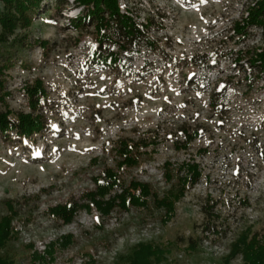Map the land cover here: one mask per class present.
Masks as SVG:
<instances>
[{"label": "rangeland", "instance_id": "rangeland-1", "mask_svg": "<svg viewBox=\"0 0 264 264\" xmlns=\"http://www.w3.org/2000/svg\"><path fill=\"white\" fill-rule=\"evenodd\" d=\"M43 1L33 24L7 41L0 25L1 65L14 54L2 76L8 95L0 111L11 110L13 118L32 111L27 82L40 79L47 91L34 111L45 120L43 133L0 134V220L10 213L9 201L18 212L12 223L18 234L0 254L34 264L32 251L70 233L74 243L58 248L49 264H126L139 243L171 248L151 264H244L242 253L225 261L232 244L247 228L264 236V72L250 73L246 52L263 46L264 33L253 27L238 40L232 28L250 0H121L123 11L151 21L155 47L144 46L131 63L126 51L105 42L119 61L100 67L92 66L99 50L94 28L75 29L70 21L81 9L54 12L55 0ZM208 57L211 70L202 67ZM124 137L140 145L133 167L118 166L113 143ZM187 161L200 165L202 177L166 221L154 196L147 206L107 215L82 207L71 223L49 213L56 204L83 203L111 168L125 187L149 183L162 197L178 189ZM191 238L196 249H188Z\"/></svg>", "mask_w": 264, "mask_h": 264}, {"label": "trees", "instance_id": "trees-1", "mask_svg": "<svg viewBox=\"0 0 264 264\" xmlns=\"http://www.w3.org/2000/svg\"><path fill=\"white\" fill-rule=\"evenodd\" d=\"M4 4L3 11L0 12V25L2 29L1 40L7 41L11 35H14L19 27L27 28L34 21V15L44 7L43 0H1ZM76 6L81 9L80 13L71 18V24L75 29L84 27H93L97 40V55L93 56L95 67H100L104 63L118 62L119 58L116 53L105 47V42H111L117 45V49L128 53L131 63L134 57L142 50L144 46L155 47V42L149 35L148 30L151 27V21L145 23L138 21L129 11H123L121 0H55L52 5L54 12ZM257 27L264 33V0H250L246 5V10L240 20L234 21L233 35L246 39L252 35L251 28ZM81 30V29H80ZM43 49L48 48V41H40ZM252 56L248 59L254 71L264 72V43L262 47L248 49ZM245 52V53H246ZM240 54H244L241 52ZM14 54L7 53L4 63L1 65V58L5 57V53L0 47V102L6 101L8 93L5 91V80L3 72L12 62L11 57ZM206 55H199L205 57ZM211 57L205 60L208 70L212 69ZM236 60H241L239 57ZM194 64H199L195 60ZM24 92L28 98V103L31 112L20 113L16 116H11V110L5 112L0 111V134L5 137L10 136L11 132H15L20 139H31L34 134L43 133L46 129V123L41 113H34L42 106V101L47 98V91L44 83L40 79H36L34 83H25ZM185 134H189L185 132ZM188 138L189 135H188ZM187 138V139H188ZM133 139V140H132ZM118 138L113 147L116 153L121 158L118 161V166L133 167L139 163V143L135 142L134 138ZM138 144V145H137ZM187 144L188 141H187ZM187 144L183 143L178 146L187 148ZM167 167L166 176L169 181L174 177L172 165L169 162L165 163ZM180 168L184 169V174L179 177V187L171 186L164 192L162 197L153 191L149 183L131 181V184L125 187L119 175L114 169H107L105 172L106 180L104 183L98 181L95 190L87 192L86 200L80 205L77 202H66L64 204H56L50 207L49 213L55 219H61L65 223H71L80 208L91 210L92 206L97 207L102 215L109 214L114 208L120 207L124 210H129L130 206H147L148 198L154 196L159 207L163 206L166 209L165 217L162 220L166 221L175 214V203L185 195L187 188L197 184L202 177V170L198 163L190 161L184 162ZM179 168V169H180ZM179 176V175H178ZM132 188H137L138 192H133ZM89 201V202H88ZM10 213L0 220V249L5 248L11 238L18 234L12 226L13 220L18 214L13 204L8 202ZM213 207H211L212 209ZM207 229H210L207 227ZM213 233H218L217 229H210ZM195 239L190 240L188 249H196ZM75 239L73 234L67 233L59 236L54 241H50L43 252L35 249L31 252L30 261L36 264H49L55 259L57 249H63L71 246ZM33 244H30L32 247ZM33 249V248H32ZM167 245L161 246L154 243H139L136 250L129 257V262L126 264H151V258L156 261L163 259L165 254L170 251ZM238 253H242L244 264H264V236L252 233L250 228L243 231L235 242L232 244L231 250L225 261L230 262ZM17 261L7 255L0 254V264H16Z\"/></svg>", "mask_w": 264, "mask_h": 264}]
</instances>
